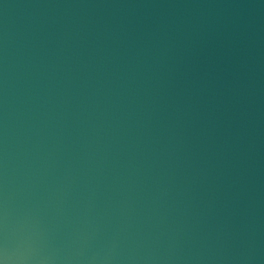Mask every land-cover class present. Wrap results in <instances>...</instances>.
<instances>
[{"label":"water","instance_id":"obj_1","mask_svg":"<svg viewBox=\"0 0 264 264\" xmlns=\"http://www.w3.org/2000/svg\"><path fill=\"white\" fill-rule=\"evenodd\" d=\"M0 264H264V0H0Z\"/></svg>","mask_w":264,"mask_h":264}]
</instances>
